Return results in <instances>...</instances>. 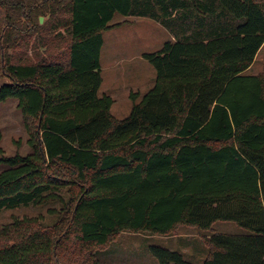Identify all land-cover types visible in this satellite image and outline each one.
Listing matches in <instances>:
<instances>
[{"label": "trees", "instance_id": "16d2710c", "mask_svg": "<svg viewBox=\"0 0 264 264\" xmlns=\"http://www.w3.org/2000/svg\"><path fill=\"white\" fill-rule=\"evenodd\" d=\"M115 14L177 27L142 55L155 82L122 120L97 95ZM263 44L264 0H0V103L17 102L31 150L0 148V211L59 205L51 225H0V264H102L122 233L182 227L202 235L201 264H264V75L244 74ZM219 222L243 234H217Z\"/></svg>", "mask_w": 264, "mask_h": 264}, {"label": "rangeland", "instance_id": "374dc122", "mask_svg": "<svg viewBox=\"0 0 264 264\" xmlns=\"http://www.w3.org/2000/svg\"><path fill=\"white\" fill-rule=\"evenodd\" d=\"M110 24L117 27L103 33L100 54L102 83L97 95L109 96L113 100L111 115L117 120H122L129 115L132 108L130 95L139 96L136 101L138 103L155 82V71L142 55L154 53L160 50L164 43L171 42L173 37L171 30L177 27L170 25V30L156 18L123 17L119 14L114 15ZM193 28L191 26V29ZM53 37L54 34L47 35L49 40ZM31 48L27 50V56L34 61L33 54L36 51ZM46 49L47 47L42 46L37 51L44 55ZM1 69L0 64V87L7 83ZM244 74L264 75V44L251 67ZM0 137V148L4 156L12 157L16 154L25 156L31 153L27 143L26 120L17 109V102L14 99L0 103ZM51 208L59 209V205H30L13 210H1L0 225L9 224L13 218H41L43 225H51L56 219L47 213ZM213 229L217 234L229 236L243 234L231 223H215ZM201 239L202 235H199L196 229L189 227H182L176 235L168 237L122 233L105 251L97 253V260L102 264H158L150 253V248L160 247L179 253L191 264H201L207 253Z\"/></svg>", "mask_w": 264, "mask_h": 264}, {"label": "crops", "instance_id": "0c3cea01", "mask_svg": "<svg viewBox=\"0 0 264 264\" xmlns=\"http://www.w3.org/2000/svg\"><path fill=\"white\" fill-rule=\"evenodd\" d=\"M175 39L172 37V40L171 41H174Z\"/></svg>", "mask_w": 264, "mask_h": 264}, {"label": "water", "instance_id": "95a60500", "mask_svg": "<svg viewBox=\"0 0 264 264\" xmlns=\"http://www.w3.org/2000/svg\"><path fill=\"white\" fill-rule=\"evenodd\" d=\"M40 22H42V18H40Z\"/></svg>", "mask_w": 264, "mask_h": 264}]
</instances>
